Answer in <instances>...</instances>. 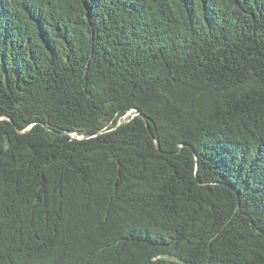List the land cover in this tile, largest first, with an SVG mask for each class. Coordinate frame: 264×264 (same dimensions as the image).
I'll use <instances>...</instances> for the list:
<instances>
[{"label": "trees", "instance_id": "obj_1", "mask_svg": "<svg viewBox=\"0 0 264 264\" xmlns=\"http://www.w3.org/2000/svg\"><path fill=\"white\" fill-rule=\"evenodd\" d=\"M0 264H264V0H0Z\"/></svg>", "mask_w": 264, "mask_h": 264}]
</instances>
